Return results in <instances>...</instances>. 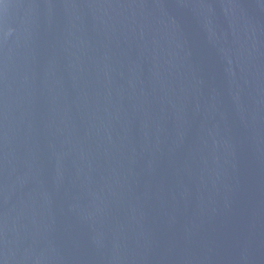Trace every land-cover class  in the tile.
Masks as SVG:
<instances>
[{
	"label": "water",
	"instance_id": "obj_1",
	"mask_svg": "<svg viewBox=\"0 0 264 264\" xmlns=\"http://www.w3.org/2000/svg\"><path fill=\"white\" fill-rule=\"evenodd\" d=\"M0 264H264V0H0Z\"/></svg>",
	"mask_w": 264,
	"mask_h": 264
}]
</instances>
